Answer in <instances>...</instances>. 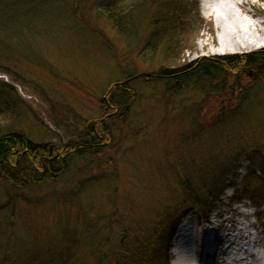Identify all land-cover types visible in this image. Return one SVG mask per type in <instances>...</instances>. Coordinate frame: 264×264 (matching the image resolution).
Listing matches in <instances>:
<instances>
[{"label": "rangeland", "instance_id": "rangeland-1", "mask_svg": "<svg viewBox=\"0 0 264 264\" xmlns=\"http://www.w3.org/2000/svg\"><path fill=\"white\" fill-rule=\"evenodd\" d=\"M133 1L111 0L120 6ZM179 1L188 15L178 28L182 35L176 32L175 56L165 58L158 49L149 60L135 36L127 44L97 15L99 7L89 12L85 5L83 15L73 13L74 0H0V89L7 86L15 104L12 113L0 106V130L13 125L39 146L85 137L84 125L93 121L106 122L110 135L96 155L73 160L56 182L24 190L0 183V259L16 254L19 262L30 263L68 249L70 263L93 264L89 255L104 244L115 245L128 226L150 238L159 256L173 233L168 250L173 264L180 225L187 219L193 225L200 215L190 205L186 183L203 196L220 189L222 178L227 183L214 212L190 238L200 239L213 228L214 241L205 242L204 254L219 255L224 246L227 254L246 252L235 264H264V221L259 220L264 207L231 203L242 179L264 163V74L243 70L244 92L254 85L239 109L225 112L214 126L209 107H234L226 92L218 95L212 88L200 111L207 94L201 93V83L190 81L171 92L169 82L156 80L161 69L200 58L253 55L264 43L233 51L221 43L214 19L204 14V0ZM242 1L240 36L252 40L264 33V0ZM126 73L140 75L129 84L131 103L127 94L110 95L112 84ZM110 96L128 108L106 121L102 101ZM126 111L127 117L121 116Z\"/></svg>", "mask_w": 264, "mask_h": 264}, {"label": "trees", "instance_id": "trees-1", "mask_svg": "<svg viewBox=\"0 0 264 264\" xmlns=\"http://www.w3.org/2000/svg\"><path fill=\"white\" fill-rule=\"evenodd\" d=\"M74 2L77 4L72 8L74 14L84 15L85 5H88L89 12L93 7H99L97 15L112 26L118 35L127 41V44L132 43L130 39L135 36L138 43L143 45L142 49L147 54L149 53L145 55L149 60H154L155 52L158 49L161 50L160 52L164 54L165 58L175 56V45L178 46L179 42L175 39L178 37L176 32H181L182 35L183 32L178 28H184L188 15L186 6L179 0H134L126 6L114 4L111 0L108 3L103 0H74ZM81 19L85 18L81 17ZM81 21L84 22V20ZM176 22L180 26H177ZM243 70L253 71L256 76L258 73L264 74V50L253 55L200 58L180 67L161 69L157 73L156 80L161 79L169 82L171 86L168 90L171 89V92L184 88L185 84L190 81L201 83L199 87L202 90L201 93L207 94L205 99L203 97L204 101L202 99L200 111L203 110L212 88L219 92L218 95H223L226 92L227 101H231V105L234 107L226 108L223 104L209 107L207 115L211 119H215L212 124L214 126L225 112L232 113L239 109L248 87L254 85L250 82L244 92L243 88L247 82H245V75L241 74ZM138 76L140 75L137 73H126L120 80L121 82L112 84L110 95L127 94L131 103L134 93L132 94L129 84L131 81L137 80ZM215 79L219 80L217 85L213 86L211 83ZM206 81L210 82V86L202 84ZM3 87L5 89H0L2 111L5 113L15 112V104L9 88L5 85ZM102 103L104 105L103 119L106 121L114 119L122 107L128 108V104H121L111 96ZM121 116L127 117V111ZM84 126L85 137L82 134V137L80 136L76 141H68L61 145L47 143L39 146L29 136L13 128V125H7L3 131L0 130V183L8 185L9 190H24L47 181L56 182L68 172L73 160L85 158L92 151L93 155H96L94 150L99 149L104 142L109 140L110 135L106 122L100 124H96V121L87 122ZM225 183H227V179L221 178L220 189H209L203 196L195 194L190 185L186 183L190 205L199 212L202 220H207L214 212ZM242 202H249L258 209L264 207V163H260L257 171L247 174L242 179L241 186L234 191L231 203ZM262 220L264 221V217ZM129 228L124 226L119 238L115 240V245L104 244L97 250L96 255H89L93 264H169L168 250L173 233L163 245L165 253L159 256L155 252L156 245L150 238L138 235ZM92 247L97 248L96 245ZM12 250L15 249L12 248ZM19 258L13 254L11 258L9 256L1 258L0 264H74V262L70 263L71 253L68 249L63 250L62 254L59 252L47 254L43 261L24 263L22 260L19 262L17 260Z\"/></svg>", "mask_w": 264, "mask_h": 264}, {"label": "bare ground", "instance_id": "bare-ground-1", "mask_svg": "<svg viewBox=\"0 0 264 264\" xmlns=\"http://www.w3.org/2000/svg\"><path fill=\"white\" fill-rule=\"evenodd\" d=\"M204 3V14L214 19V25L221 35L220 40L222 44L230 47L233 51H238L242 48L252 50L264 43V33H260L258 36L252 35V40H244V38L240 36L242 21L240 19L239 10L244 4L242 0H237L234 3H227L222 0H204ZM246 12L248 13L247 10ZM190 222L191 221L187 219L178 229L174 240L175 249L172 253L174 258L173 264H203L202 262L209 259H211L214 264H227L230 261L231 264H235L236 261L242 262L243 258H246V252L238 253L229 250L227 254V249L224 246H222L219 255L213 251L210 254L211 257L208 258V255L204 254L202 251V240L199 238H197L198 240H193L190 238V235H187L186 227ZM197 244H200L199 248ZM204 264L210 263L206 262Z\"/></svg>", "mask_w": 264, "mask_h": 264}]
</instances>
